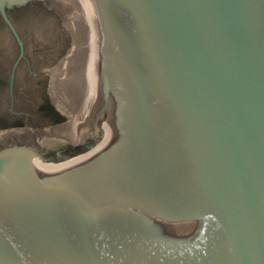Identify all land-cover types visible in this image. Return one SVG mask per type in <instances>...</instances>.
<instances>
[{
    "label": "water",
    "instance_id": "1",
    "mask_svg": "<svg viewBox=\"0 0 264 264\" xmlns=\"http://www.w3.org/2000/svg\"><path fill=\"white\" fill-rule=\"evenodd\" d=\"M90 1L109 148L0 150V264H264V0Z\"/></svg>",
    "mask_w": 264,
    "mask_h": 264
},
{
    "label": "flooded vegetation",
    "instance_id": "2",
    "mask_svg": "<svg viewBox=\"0 0 264 264\" xmlns=\"http://www.w3.org/2000/svg\"><path fill=\"white\" fill-rule=\"evenodd\" d=\"M72 1L9 10L21 45L0 18V150L30 151L37 169L41 163L66 170L109 148L89 7Z\"/></svg>",
    "mask_w": 264,
    "mask_h": 264
},
{
    "label": "bare ground",
    "instance_id": "3",
    "mask_svg": "<svg viewBox=\"0 0 264 264\" xmlns=\"http://www.w3.org/2000/svg\"><path fill=\"white\" fill-rule=\"evenodd\" d=\"M77 2H81L85 5H87L90 11V16H91V20L93 19V23H94V28H93V35H92V49H93V65H98L99 62V34H98V30H97V23H96V16H95V10L93 7V4L90 0H76ZM98 69V68H97ZM95 70V69H94ZM98 71V70H97ZM96 71V72H97ZM98 74V73H97ZM96 74V75H97ZM98 76V75H97ZM93 84L96 85V80L93 77ZM99 86V85H98ZM97 86V87H98ZM99 88V87H98ZM95 95V94H94ZM94 101V100H93ZM109 135H110V130H109ZM82 163V162H80ZM79 164V163H78ZM77 165V164H75ZM74 165V166H75ZM72 166V167H74ZM71 168V167H70ZM69 169V168H68ZM67 170V169H66Z\"/></svg>",
    "mask_w": 264,
    "mask_h": 264
},
{
    "label": "rangeland",
    "instance_id": "4",
    "mask_svg": "<svg viewBox=\"0 0 264 264\" xmlns=\"http://www.w3.org/2000/svg\"><path fill=\"white\" fill-rule=\"evenodd\" d=\"M69 1V0H68ZM69 4H72V5H74V6H77V7H79L80 9H81V7L80 6H82V4H79V2H77V3H75V4H73V1H72V3L71 2H68ZM92 26H93V28H94V23H93V19H92Z\"/></svg>",
    "mask_w": 264,
    "mask_h": 264
}]
</instances>
